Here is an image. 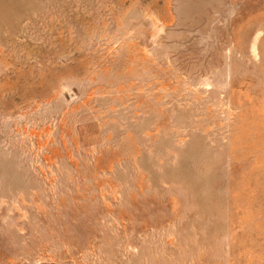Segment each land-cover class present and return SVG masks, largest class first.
Wrapping results in <instances>:
<instances>
[{"label": "rangeland", "instance_id": "obj_1", "mask_svg": "<svg viewBox=\"0 0 264 264\" xmlns=\"http://www.w3.org/2000/svg\"><path fill=\"white\" fill-rule=\"evenodd\" d=\"M0 264H264V0H0Z\"/></svg>", "mask_w": 264, "mask_h": 264}]
</instances>
